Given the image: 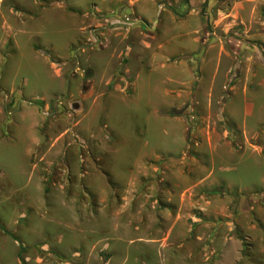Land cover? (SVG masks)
<instances>
[{
	"label": "rangeland",
	"instance_id": "rangeland-1",
	"mask_svg": "<svg viewBox=\"0 0 264 264\" xmlns=\"http://www.w3.org/2000/svg\"><path fill=\"white\" fill-rule=\"evenodd\" d=\"M129 2L0 0V114L27 111L0 140V264H264V129L231 125L223 87L237 78L209 65L189 99L177 84L164 96L156 69L138 79L151 88L122 78L127 57L91 35L128 25ZM35 39L58 55L37 53ZM39 118L40 152L54 153L35 170Z\"/></svg>",
	"mask_w": 264,
	"mask_h": 264
},
{
	"label": "crops",
	"instance_id": "crops-1",
	"mask_svg": "<svg viewBox=\"0 0 264 264\" xmlns=\"http://www.w3.org/2000/svg\"><path fill=\"white\" fill-rule=\"evenodd\" d=\"M100 1L105 3L108 0ZM161 1H167L168 5L158 13ZM219 1L130 0L129 8H123L128 12V25L112 23V26H107L106 22L101 23V31L92 34L91 38L94 45L100 46L101 52L114 61L127 57L126 66L118 65L116 71L122 78L126 74L132 75L131 83L135 90L137 86L153 87L145 82L155 69L166 75L162 80L164 96L174 91L172 86L177 84L181 91H185L186 99L192 98L189 94L191 89L199 87H191L190 84L200 80L198 75H202L208 65L213 67V75L221 73L234 76L237 78L235 83L223 87L225 89L226 86L230 98L225 116L237 130L241 128L242 132L250 135L253 131L250 123L256 124L255 128L264 129V20H257L259 11H264V0H222L227 10L218 8L217 15L213 16ZM39 16L34 13L33 20H38ZM116 20L125 23V20ZM9 30L11 33L12 29ZM39 42L36 39L33 42L37 53L42 51V55H58L54 53L52 45ZM15 46L12 45V48ZM113 74L111 70L107 85ZM141 75L147 77L142 82L138 81ZM0 86L6 88L1 83ZM209 90H213V85L209 86ZM2 91L0 88V93ZM15 92L22 94V91ZM178 95L182 93L179 91ZM21 98L20 101L25 102ZM23 106V103H18L17 108L9 112L7 119L0 114V140L13 141L11 136L15 133L10 128L19 124V120L12 116L16 111L27 112ZM257 111L261 117L255 119ZM39 123L40 118L30 126V135L34 140L30 143L32 146L28 157L31 168L35 170L43 167L45 156L54 153L50 147L40 152L42 135L38 129ZM38 187L42 193L41 180ZM110 241H107L106 247L112 252L110 246L115 240L112 244ZM159 246L163 250L160 243ZM105 264H112L111 258Z\"/></svg>",
	"mask_w": 264,
	"mask_h": 264
},
{
	"label": "built area",
	"instance_id": "built-area-1",
	"mask_svg": "<svg viewBox=\"0 0 264 264\" xmlns=\"http://www.w3.org/2000/svg\"><path fill=\"white\" fill-rule=\"evenodd\" d=\"M168 5V2L167 1H161L160 4H159V11H162L164 8H166ZM3 97L6 98V101L8 102V99H9V95L7 93H4V92H1L0 93ZM7 106V105H6Z\"/></svg>",
	"mask_w": 264,
	"mask_h": 264
},
{
	"label": "trees",
	"instance_id": "trees-1",
	"mask_svg": "<svg viewBox=\"0 0 264 264\" xmlns=\"http://www.w3.org/2000/svg\"><path fill=\"white\" fill-rule=\"evenodd\" d=\"M24 250V248L23 247H21V251H23Z\"/></svg>",
	"mask_w": 264,
	"mask_h": 264
}]
</instances>
